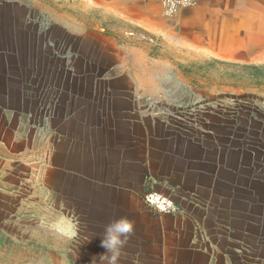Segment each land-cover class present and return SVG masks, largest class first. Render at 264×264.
<instances>
[{"label": "rangeland", "instance_id": "374dc122", "mask_svg": "<svg viewBox=\"0 0 264 264\" xmlns=\"http://www.w3.org/2000/svg\"><path fill=\"white\" fill-rule=\"evenodd\" d=\"M143 135L167 184L143 207L188 195L264 264V0H0V264H96L104 230L61 227L83 208L64 173L109 174Z\"/></svg>", "mask_w": 264, "mask_h": 264}, {"label": "crops", "instance_id": "0c3cea01", "mask_svg": "<svg viewBox=\"0 0 264 264\" xmlns=\"http://www.w3.org/2000/svg\"><path fill=\"white\" fill-rule=\"evenodd\" d=\"M141 142L144 144H139V148L130 146L124 150L125 155L118 156L116 163L110 160L109 174L85 173L82 169L64 173V177L69 174L74 182L73 196L83 208H70L79 212L76 225L69 219L70 209L63 208V213L67 211L69 215H64L61 227L65 231L75 227L104 230L110 221L127 217L134 222V234L125 246L120 264H236L229 252L216 246L196 217L197 209L208 208H195L190 196H176L175 203L182 210L179 215H155L143 207L142 199L149 189L163 193L167 191V184L154 167L161 164L163 155L146 143L144 135ZM155 157L159 160L157 163ZM102 236L83 239L96 264H105L100 260L107 251L101 246ZM235 256L244 260L242 254Z\"/></svg>", "mask_w": 264, "mask_h": 264}, {"label": "clouds", "instance_id": "9594fccd", "mask_svg": "<svg viewBox=\"0 0 264 264\" xmlns=\"http://www.w3.org/2000/svg\"><path fill=\"white\" fill-rule=\"evenodd\" d=\"M134 234V222L127 217H119L110 221L104 229L101 246L107 251L100 256L105 264H120L125 246Z\"/></svg>", "mask_w": 264, "mask_h": 264}, {"label": "built area", "instance_id": "2783aa9c", "mask_svg": "<svg viewBox=\"0 0 264 264\" xmlns=\"http://www.w3.org/2000/svg\"><path fill=\"white\" fill-rule=\"evenodd\" d=\"M159 2L164 13L169 16L195 5V0H159ZM144 200L146 208L155 215L176 214L179 212V208H176L162 195L148 193Z\"/></svg>", "mask_w": 264, "mask_h": 264}]
</instances>
